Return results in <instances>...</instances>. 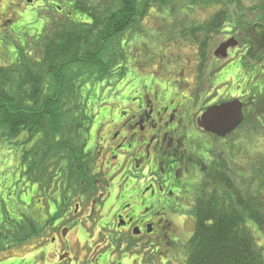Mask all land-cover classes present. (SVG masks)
Instances as JSON below:
<instances>
[{"label": "flooded vegetation", "instance_id": "af4514ba", "mask_svg": "<svg viewBox=\"0 0 264 264\" xmlns=\"http://www.w3.org/2000/svg\"><path fill=\"white\" fill-rule=\"evenodd\" d=\"M78 2L0 0V64L20 63L14 41L23 46L42 39L53 21L84 22L74 16ZM236 5L244 14L235 23L245 29L235 36L225 32L226 41L237 42L224 64L236 65L240 55L250 53L243 39L248 33L256 39L255 26L264 24V0L253 8L242 0ZM259 10L263 13L256 14ZM250 13L261 19L248 21ZM186 39L195 54L187 63L177 55L168 66L140 69L127 53L126 68L133 67L134 76L109 80L100 99L94 98L99 90L89 96V120L67 133L69 151L50 163L42 161L39 178H26L22 202L35 220V234L24 243L3 244L0 264H186L203 204L221 195L226 184L239 187V129L219 137L201 126L202 116L214 105L241 100L226 90L216 101L214 77L223 67L217 48L210 55L207 45L205 55L217 67L208 72V61L200 60L199 46L193 44L204 37ZM24 55L46 71L47 65L31 59L32 52ZM32 145L25 170L47 151ZM35 151L40 156L34 159Z\"/></svg>", "mask_w": 264, "mask_h": 264}, {"label": "trees", "instance_id": "16d2710c", "mask_svg": "<svg viewBox=\"0 0 264 264\" xmlns=\"http://www.w3.org/2000/svg\"><path fill=\"white\" fill-rule=\"evenodd\" d=\"M171 1L90 0L84 4L79 0L74 16L84 22L53 21L44 28L42 39L27 40L25 45L18 46L22 57L20 63L0 64V147L20 148L21 177L31 178L34 174V179L39 178L42 161L50 163L59 152L69 149L68 142L72 137L67 133L72 132L71 124L76 123L81 130L83 123L89 120L85 111L89 96L99 90L100 94L94 98L100 99L109 85L102 86L103 82L111 79L120 82L127 75L126 47L131 30L150 19L155 5L168 6ZM235 3L237 0L202 3L190 0L188 9L191 11L199 4L216 7V10L220 7V10H215L207 21L188 15L190 24H182L180 28L174 25L168 27L166 33L150 37L155 40L153 43L164 38L165 43L181 41L188 44L186 36L200 35L204 39L193 44L199 46L200 60L207 62L205 52L214 35L236 28L244 31L242 25L235 23L230 16L228 6ZM255 29L256 39H251L249 33L243 39L250 53L240 55L236 65L225 63L214 77L215 89H218V94H214L216 101H220L221 95L228 90L229 96L238 94L245 102V119L238 130L244 141L246 136L254 137L256 141L264 138V24L255 26ZM138 38L135 34L133 41ZM27 51L33 53L31 59L40 60L37 62L42 63L41 67L47 65L44 73L40 66L35 68L29 62L30 58L24 55ZM135 60L132 57V61ZM87 84L90 87L85 90ZM46 99L47 103L41 107ZM70 99L78 102L71 104L68 110L66 105ZM29 145L34 150L47 147V151L44 159H36L38 164L25 170ZM244 150L247 151L239 145V166ZM261 154L264 155V150ZM260 159L255 165L248 163L247 167L241 165L239 169V179L243 182L240 187L244 186L249 192L245 201L239 187L235 190L230 183L224 185L221 195H215V200L203 204L196 231L187 245L186 264H264L263 239L257 238L248 224L256 225L264 234V157ZM18 203L23 205L22 201ZM0 205L3 206L0 212L1 252L3 244L26 242L35 234L36 223L25 210L12 217L2 197Z\"/></svg>", "mask_w": 264, "mask_h": 264}, {"label": "rangeland", "instance_id": "374dc122", "mask_svg": "<svg viewBox=\"0 0 264 264\" xmlns=\"http://www.w3.org/2000/svg\"><path fill=\"white\" fill-rule=\"evenodd\" d=\"M203 1L208 0H199V3H202ZM227 1V0H226ZM82 3L87 4L90 3V0H81ZM263 2V0H242V5L245 7H256L258 3ZM190 5V0H173L170 2L168 6H160L155 5V12L150 17V19L146 20L144 24L141 26L136 27L135 29L131 30L133 31L129 36L127 37V51L130 52L132 57H135L136 60L133 62L134 66H138L140 69L142 67L144 68H157L162 66H168L170 63H174L171 61L172 56H185V62L187 63V60L189 59V56H194V50L191 49V47L188 46L187 43L183 44L180 43L181 41L174 42L172 44L165 43L164 38H160V41L157 43H153L155 40L152 39L150 36H156L163 33H166L168 30V27H174V25H178V28L182 27V24L188 25L190 24V20H187V16H195V19H198L199 21H207L211 16L212 13L216 10V7L208 8V6H200L196 7V10L191 11L188 9V6ZM230 15L232 17V20L236 22L238 20V17L241 14H244L242 11L238 10L239 5L233 4L228 6ZM193 9V8H192ZM238 10V11H237ZM185 12H187L185 14ZM194 12V13H192ZM263 13V11L259 10L256 14ZM248 21H257V19H261V16L253 18V16L250 13V16H245ZM243 29H245L244 25L242 26ZM235 34V36L238 32L242 31L241 29H232ZM54 34V33H53ZM136 34L139 38L138 41H133V37ZM227 33H218L214 35L210 41L209 50L210 55H213V52L216 48L219 47L222 42L226 41ZM141 38V40H140ZM143 38V39H142ZM15 46H19L20 43L18 41H14ZM257 43V42H256ZM192 50V51H191ZM167 54V55H165ZM154 56V60L150 57ZM160 59H159V58ZM163 57V59H161ZM193 57V59H194ZM228 58V57H227ZM227 58L223 59L222 62L219 61L220 66H224V61L227 62ZM184 59V58H183ZM192 59V57H191ZM212 61L214 59L210 57ZM162 60V62H161ZM221 60V59H220ZM154 61V62H153ZM153 62V63H152ZM178 65V61H175ZM208 61V72L212 70L213 68L216 69L215 63L213 64L209 63ZM153 65H152V64ZM3 64V63H2ZM6 64V63H4ZM150 66V67H149ZM154 66V67H153ZM157 66V67H155ZM130 67V66H129ZM133 67H130L128 74L133 72ZM134 75H131L130 77H133ZM36 79V78H35ZM208 84L207 88L210 85V77H207ZM205 80H203L204 82ZM109 83L108 81H105L102 83V86ZM88 87H90L88 84L85 85L84 89L86 90ZM204 89H202V92ZM90 100L93 99L92 96L89 98ZM211 99V97H208V101ZM74 104L73 99H70V102L68 105H66L68 110H70L71 104ZM67 120H69V117H67ZM72 131L79 130L80 127L76 125V123L71 124ZM254 138V137H253ZM251 138L250 136H246V141L241 140L239 136V145L241 148L247 149V151L244 150L243 155L240 159V167L241 165L247 167L248 163H251L252 165H255L257 160L261 161L262 157H264L263 154H261V151L264 150V138H261L259 140H255ZM47 145H44V147ZM44 150L42 147L39 148V150ZM34 159L40 156V153L38 151H35ZM21 164H20V148H17L15 146H3L0 147V198H4L8 210L12 213V217L15 218V216H19L21 212L24 211L23 205L20 206L18 201H22L23 198H25L26 193L25 187H26V177H21ZM239 192L242 194V199L245 201L248 196V191L244 190V186L241 188L240 186L243 185V182L239 179ZM23 195V196H22ZM239 201V196H237ZM3 206L0 205V212H2ZM250 226V229L256 234V237H261L263 239V245H264V234L262 232H259L258 227L254 224L248 223ZM261 244H259L260 246Z\"/></svg>", "mask_w": 264, "mask_h": 264}, {"label": "water", "instance_id": "95a60500", "mask_svg": "<svg viewBox=\"0 0 264 264\" xmlns=\"http://www.w3.org/2000/svg\"><path fill=\"white\" fill-rule=\"evenodd\" d=\"M234 38L222 43L215 56L220 59L228 57V50L235 46ZM244 120L243 103L239 100L221 103L208 108L201 120V126L219 137H225L233 132Z\"/></svg>", "mask_w": 264, "mask_h": 264}]
</instances>
